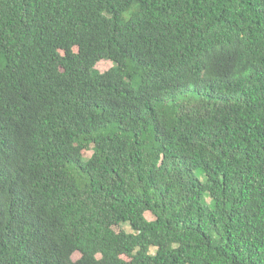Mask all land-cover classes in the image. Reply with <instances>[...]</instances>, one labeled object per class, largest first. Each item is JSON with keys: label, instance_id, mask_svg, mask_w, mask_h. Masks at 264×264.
I'll list each match as a JSON object with an SVG mask.
<instances>
[{"label": "trees", "instance_id": "trees-1", "mask_svg": "<svg viewBox=\"0 0 264 264\" xmlns=\"http://www.w3.org/2000/svg\"><path fill=\"white\" fill-rule=\"evenodd\" d=\"M0 264H264V0H0Z\"/></svg>", "mask_w": 264, "mask_h": 264}, {"label": "rangeland", "instance_id": "rangeland-1", "mask_svg": "<svg viewBox=\"0 0 264 264\" xmlns=\"http://www.w3.org/2000/svg\"><path fill=\"white\" fill-rule=\"evenodd\" d=\"M112 67V62L110 61H106V60H103V61H100L98 62L96 65H95V69L98 70L99 72L103 73L105 71H107L108 69H110ZM85 158H88L90 155H91V151H88V152H84L83 153ZM207 202H209V198L207 199ZM146 218L148 220H151L152 219V216L149 214V213H146L145 214ZM124 227L126 228V230L128 231L129 228L128 226L124 225ZM154 248L151 249V252H154ZM79 258V254L78 253H75L72 255V259L73 260H76Z\"/></svg>", "mask_w": 264, "mask_h": 264}]
</instances>
